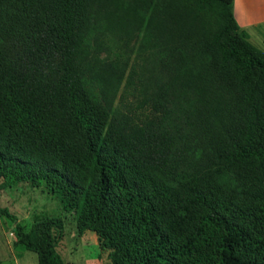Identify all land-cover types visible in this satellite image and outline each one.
I'll return each instance as SVG.
<instances>
[{
    "label": "trees",
    "instance_id": "1",
    "mask_svg": "<svg viewBox=\"0 0 264 264\" xmlns=\"http://www.w3.org/2000/svg\"><path fill=\"white\" fill-rule=\"evenodd\" d=\"M233 2L0 0V191L49 188L112 264H264V52ZM99 8L139 70L91 48ZM0 216L65 264L62 218Z\"/></svg>",
    "mask_w": 264,
    "mask_h": 264
},
{
    "label": "rangeland",
    "instance_id": "2",
    "mask_svg": "<svg viewBox=\"0 0 264 264\" xmlns=\"http://www.w3.org/2000/svg\"><path fill=\"white\" fill-rule=\"evenodd\" d=\"M105 9L99 8L95 13L97 29H94L90 34L91 48L98 50L100 59L116 58L120 55L122 59L128 57L131 65H136V69L139 70L138 64H141V61L138 49L141 36L128 37L126 41L129 45L121 46L119 40L108 33L107 22L102 16H99V14L110 13ZM98 88H94L97 94ZM123 101L118 97L116 105L120 107ZM127 102L133 104L134 98L130 96ZM0 207L8 209L11 215L15 216L27 230L37 215L62 218L65 230L58 251L65 264H112L108 252L100 248L97 235L91 231L81 235L77 229L75 215L63 210L59 198L49 188L34 189L22 185L0 191ZM0 264H39L37 254L15 246L14 223L11 219L2 216H0Z\"/></svg>",
    "mask_w": 264,
    "mask_h": 264
},
{
    "label": "crops",
    "instance_id": "3",
    "mask_svg": "<svg viewBox=\"0 0 264 264\" xmlns=\"http://www.w3.org/2000/svg\"><path fill=\"white\" fill-rule=\"evenodd\" d=\"M233 12L240 31L264 52V0H234Z\"/></svg>",
    "mask_w": 264,
    "mask_h": 264
}]
</instances>
